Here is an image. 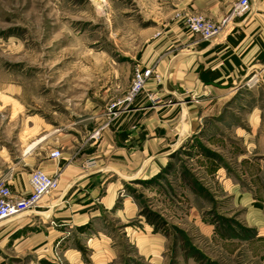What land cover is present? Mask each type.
Instances as JSON below:
<instances>
[{"label": "rangeland", "instance_id": "rangeland-1", "mask_svg": "<svg viewBox=\"0 0 264 264\" xmlns=\"http://www.w3.org/2000/svg\"><path fill=\"white\" fill-rule=\"evenodd\" d=\"M187 1L0 0V182L23 187L52 149L72 159L103 155L96 152L103 130L113 129L148 82L159 81L155 64L142 63L146 49L170 29H184L186 16L195 13ZM137 69L150 73L127 105ZM251 78L227 85L240 87L241 97L184 99L210 110L199 112L195 133L179 147L173 141L156 148L151 177H139L138 162H114L109 150L106 160L125 166L116 170L120 175L137 172L119 178L114 206L122 209L127 198L133 210L100 211V223L86 229L91 235L103 223L110 245L77 239L55 221L50 226L65 231V239L19 246L15 223L34 219L32 210L0 221V264H264V172L255 163L264 155L246 159L240 137L255 143L264 136V81ZM169 97L150 98V105L171 104ZM252 113H259L257 123ZM66 133L77 136L74 147L65 146ZM80 161L86 171L111 166ZM111 174L108 180H117Z\"/></svg>", "mask_w": 264, "mask_h": 264}, {"label": "crops", "instance_id": "crops-1", "mask_svg": "<svg viewBox=\"0 0 264 264\" xmlns=\"http://www.w3.org/2000/svg\"><path fill=\"white\" fill-rule=\"evenodd\" d=\"M236 1L188 0L187 4L196 14L218 21L230 12ZM257 21L264 25V0H250L249 11L229 21L223 31L208 42H203L198 36L181 27H175L167 31L156 44L149 45L142 63L155 64L159 81L148 82L131 109L116 119L113 129L103 130L102 140L96 146V152H102L103 155L85 157L82 153L72 159L58 149L51 150L60 152L57 159L50 158L51 151L47 154V161L40 164L39 170L48 175H57L58 188L32 211L34 219L15 223L16 243L26 246L36 239L40 243L50 244L60 236V239H65L64 233L69 228L72 230L69 231L70 234L75 232L77 239L89 236V242L110 245L113 236L104 229L103 223L101 228L91 235L86 234V229L93 227L94 221L100 223V211L114 212L117 216L119 213L133 210L134 205L127 198L123 199L122 209L114 206L120 189L119 180L131 178L129 176L136 177L137 172L133 167L134 171L131 173L123 171L127 177L122 176L116 170L121 171L120 168L125 166L115 168L119 167V164L110 163L104 156L111 150L112 154L117 156L112 159L114 162L126 163L127 166L130 162H138L139 177H151L152 154L156 148L169 147L171 145L168 143L173 141H176V146L179 147L185 139L195 133L194 125L199 112L204 114L210 110L209 107L200 109L194 105L186 106L184 99L191 95L194 98L208 96L209 102L211 98L229 100L235 94L241 97L242 91H237L240 87H227L228 84L242 83V80L246 81L251 77H255L251 78V81L256 79L259 82L261 78L264 81V31L261 27L257 29L253 26ZM164 96H170L171 104L155 107L150 105V98L158 99ZM200 101L201 99L198 102ZM258 114H251L252 117L255 116L256 123ZM255 127L259 128L258 125ZM253 129L250 138L254 137L256 140L258 129ZM64 136L71 138L70 143L65 146L74 147L77 136L71 133ZM170 137L172 139H169ZM240 137L245 141L246 159L264 155V136L255 143L242 135ZM36 143H32L29 148H33ZM85 158H95L97 164L111 166L86 171L80 166V160ZM255 163L256 166L259 163L264 172V160L255 159ZM160 164L162 168L163 163ZM107 172L112 173L109 177L116 176L117 180H108ZM12 190L19 196H25L29 192L28 179L23 187L18 188L13 184ZM55 221L65 227V231H57L50 226V223ZM33 227L38 230H30ZM2 234L3 231L0 232V235Z\"/></svg>", "mask_w": 264, "mask_h": 264}, {"label": "built area", "instance_id": "built-area-1", "mask_svg": "<svg viewBox=\"0 0 264 264\" xmlns=\"http://www.w3.org/2000/svg\"><path fill=\"white\" fill-rule=\"evenodd\" d=\"M249 8L250 0H237L230 12L222 19L212 21L200 14L193 13L186 16L183 27L188 33L198 36L203 42H208L218 36L229 21L244 15L249 11ZM149 73V70L137 69L135 71L128 95L123 103L126 102L127 105L132 103L141 93ZM121 103L113 104L111 108H118ZM113 116L116 118L117 113H113ZM49 156L57 159L60 157V152L53 150ZM58 183L57 175H48L41 170H34L28 176L29 192L25 196H19L9 186L0 182V221L36 209L44 197L51 195L58 188Z\"/></svg>", "mask_w": 264, "mask_h": 264}]
</instances>
